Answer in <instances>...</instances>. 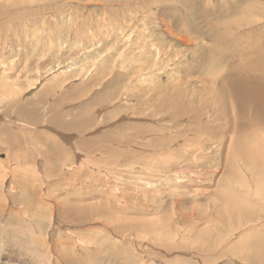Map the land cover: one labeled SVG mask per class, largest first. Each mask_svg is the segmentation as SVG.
Instances as JSON below:
<instances>
[{
    "label": "rangeland",
    "instance_id": "1",
    "mask_svg": "<svg viewBox=\"0 0 264 264\" xmlns=\"http://www.w3.org/2000/svg\"><path fill=\"white\" fill-rule=\"evenodd\" d=\"M15 2L0 0L11 12L0 14V125L32 147L19 166L0 145V264H252L238 253L264 236V149L246 173L233 152L237 107L218 89L237 52L229 41L260 57L264 0ZM177 92L185 103L166 106ZM40 95L47 112L19 126ZM58 99L65 121L82 115L81 131L54 124ZM65 203L91 207V219L68 224Z\"/></svg>",
    "mask_w": 264,
    "mask_h": 264
},
{
    "label": "bare ground",
    "instance_id": "2",
    "mask_svg": "<svg viewBox=\"0 0 264 264\" xmlns=\"http://www.w3.org/2000/svg\"><path fill=\"white\" fill-rule=\"evenodd\" d=\"M19 2H20V0H17V3L18 4H19ZM24 2L25 1H23L22 3H24ZM12 3H11V6L14 5V4L12 5ZM186 6L189 8V10L190 9H193L189 5H186ZM21 7H23V6H21ZM1 8H2L1 9V11H2L4 9V6L1 7ZM19 8H20V6H19ZM5 10H6V8H5ZM4 12H6V11H4ZM7 12H8V10H7ZM7 12L6 13H3V14L0 13V14L5 15V14H7ZM10 13L11 12H9L7 15L9 16ZM8 16H7V20L11 18V17L8 18ZM16 16H18V15H16ZM0 20L2 21L4 19H0ZM11 22H13V21H11ZM2 23H4V22H2ZM204 24L207 25V23H204ZM217 24L218 23L214 24V23H211L210 22V25L212 27L210 29V31H209V34L211 36L210 37V40L216 38L215 35H213L214 34L213 30L215 28V25H217ZM218 32H217V34H218ZM229 34H230V32H229ZM228 35H226V36H228ZM220 37H219V35L217 37L219 41H220ZM219 41H216L215 40L214 42H219ZM231 41H229L231 48L233 50H235V52L237 51L238 53L236 52V54L233 53V55H231V57L229 56L231 59L229 60V58H228V61H226V62H229L228 64H226V69H227L226 70V73L224 72L223 73V76L222 75H218L217 79H220L221 78L219 76H222V78H223L222 80L220 79L221 82H220V86H219L218 91H219L220 97L221 96H224V97L227 96V98L228 99H231L235 103V106L237 107L238 115H236L235 118H233V124H234V128L235 129H238L239 131H238V134H237V138L238 139L235 142L236 144L234 145L233 152L236 153V156L237 157H239L240 159H243L242 160L243 162L241 163V167L245 170V172L248 173V174H250L251 176H253L252 173H250L252 170L254 171V167L252 169L251 166H250L251 163L253 162V160H252L253 157L251 158V160H252L251 161L250 159H248V157H250L248 154L249 153L251 154V152H253V151L255 153H257V152H259L258 150H263L264 149V145H262L264 143V139L261 138V137H259V136H257V134L254 132V130L256 131L257 129H260L261 131L264 132V41H262V45H260V49L258 51L259 54H260V57L257 58V59H255V60L253 59V56H251V55L248 56V55L245 54L247 52V49L244 46H243L244 48H238V47L235 46L236 42L233 41V39ZM251 50H253V49L251 48ZM223 59H225V58H223ZM56 71H58V69ZM174 94H176V92ZM180 94H178V92H177L176 97H170L173 101L171 100L172 102H171L170 105H168L167 103H165L166 106L176 107L175 105L177 103H185V102H183L185 100L184 99V96L183 95H180ZM44 96H45V93H44ZM217 99L219 100L220 98L218 97ZM42 100H43V95H40L39 98H35V100H32V101L28 102L26 105L22 106V108L20 107L21 109L19 110L18 117L22 120L23 123L24 122H27L28 124L27 123H24L25 124L24 125L22 123L24 125L23 126L20 123V124H18L19 126L25 127V128L26 127L27 128H30L29 125H36V124H38L40 122L37 113H45V112H47L45 110H41V108H42L41 104L43 103ZM60 106H61V100L60 99L56 100L54 102L53 106H52V111H54V116H53V118H54L53 119L54 124L56 126L58 125L59 127L63 128L62 130H68V131H74V132L81 131L82 129L80 127V124L82 125L84 123V122L82 123V120H84V119H83L82 115L79 113V111L77 113H75L74 115L69 116V121H65L64 119H66L68 117V115L67 116H64L63 115V112L62 113L60 112ZM231 107H232L231 111H233L234 110V107L232 105H231ZM225 109H226V111H230V106L227 105V108H225ZM177 116L178 115L176 113L174 115V117H177ZM85 118L86 119H91L89 116H85ZM245 121H247V123L244 124ZM42 124H44V122ZM40 127H42V126H40ZM82 127H83V125H82ZM249 129H252V131H253V134L250 137V141L252 142V144L254 146H251L250 143L247 140V138L249 137L248 136V133H252ZM72 134H74V133H71L70 138H67L66 139L67 141H70L72 139H75V136L74 135L77 136V134H74V135H72ZM240 134H242L241 137H240ZM34 135L37 136L40 139L41 142H44L46 148H49L50 147L49 146V143H50L52 146L53 145H56L58 148L61 149V146L62 145L59 144L58 141L56 142L54 140V138H51L50 136H48L47 133L45 134L43 131H36V132H34ZM92 140L91 139L90 140L88 139L85 142H79V145L81 146V145L85 144L86 146L91 147L93 145V143H94V142H92ZM29 143L30 142L27 139L26 132L19 130L17 127H15V130H13L11 128V126L7 127L6 125H4V126H1L0 125V145H3L4 148L7 149L5 153L7 154V156L10 155V163L13 161L14 164L19 165V161L21 160V156L24 153V152H22L23 151V149H22L23 148V145H26L27 146V151H28L29 149H31L30 147H32L30 145L28 146ZM69 144H70V142H69ZM71 147L75 151L74 144L71 143ZM34 150H36V149H34ZM21 152H22V154H21ZM260 153L263 154L262 151H260ZM36 156H41V152L38 151V150H36ZM58 159H57V161H58ZM60 160H63V159H60ZM26 162L29 163V159L27 157H26ZM56 166H58V165H56ZM37 167H39V166H37ZM59 167L60 166H58L57 168L59 169ZM35 169H36V167H35ZM56 171L57 170L55 169V172ZM61 175H62V173H61ZM12 184H13V182H12ZM14 185H15V183H14ZM8 189H9V191H15L16 190L15 189V186H13V185H10L8 187ZM64 209H66V211H63L62 215L66 219L67 223L70 224V225H72V224L73 225H76L80 221L87 222L92 217V215H89L90 210H91V207L82 208V206L79 203H77L76 205L66 204V206H65ZM141 223H144V221H138L136 223L121 224V226L119 227L120 228L119 233L122 234V233H124V231L126 229L136 228V227H139V225L141 227ZM147 225H148V223H147ZM163 225L166 227V224H163ZM71 228H73V227H71ZM143 228H144V224H143ZM160 228H161V226H160ZM186 228H187V226H186ZM69 230H71V229H69ZM132 230H134V229H132ZM161 230H162V228H161ZM164 230H165V228H164ZM177 235L179 236V234H177ZM182 236H184V235L182 234ZM185 237L187 238V236H185ZM261 237H262V239L260 237H258V238L257 237H254V238H252L254 240H252L250 242H245V243H248V244H241L242 245V246H240L241 250H239V253L238 254H239V256L242 257L243 260H249L252 264H264V242H261V241H263L264 236H261ZM72 238L75 239L74 236ZM181 238L182 237H180V239ZM190 242H192V241H190ZM179 243H181V242H179ZM181 244H183V243H181ZM185 245L183 244L182 247L185 248L184 247ZM190 245H191V243H190ZM72 246H73V244H72ZM192 246L194 247V245H192ZM201 246L206 247L205 244L204 245H201ZM201 246H199V247L202 248ZM186 251H188V249ZM193 251H195V250H193ZM199 251H202V250H198V252ZM191 252L192 251H190V254H191ZM195 252H197V249H196ZM232 252H233V250H232ZM247 252H248V255H245ZM199 253H197V254H199ZM200 255H202V254H200ZM200 255H199V258L202 257V256L200 257ZM203 255H204L203 258L205 259V257H207V256H205V253H203ZM196 257H198V256L196 255ZM192 258H194V256ZM198 259L196 261H199ZM204 263H206V262H204Z\"/></svg>",
    "mask_w": 264,
    "mask_h": 264
}]
</instances>
